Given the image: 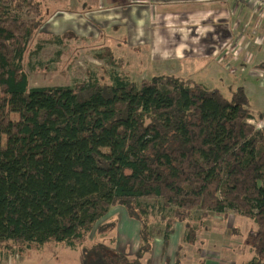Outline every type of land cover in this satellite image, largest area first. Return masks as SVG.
<instances>
[{
  "label": "trees",
  "instance_id": "obj_1",
  "mask_svg": "<svg viewBox=\"0 0 264 264\" xmlns=\"http://www.w3.org/2000/svg\"><path fill=\"white\" fill-rule=\"evenodd\" d=\"M45 20L42 0H0V262L56 242L89 243L97 264H150L154 212L166 251L193 210L237 209L257 225L247 264H264V126L250 122L245 87L227 96L191 77L119 71L101 82L91 69L87 80L30 86L25 56L55 41L29 51ZM118 205L141 223L130 256L105 230L115 219L99 222Z\"/></svg>",
  "mask_w": 264,
  "mask_h": 264
},
{
  "label": "crops",
  "instance_id": "obj_2",
  "mask_svg": "<svg viewBox=\"0 0 264 264\" xmlns=\"http://www.w3.org/2000/svg\"><path fill=\"white\" fill-rule=\"evenodd\" d=\"M42 1L46 20L40 31L53 35V44L151 45L153 62L168 61L161 68L153 64L154 75L191 77L214 63L228 74L240 72L257 78L264 93V6L259 0ZM63 25L64 30L60 28ZM163 50L168 55L156 59ZM203 80L198 82L220 89L213 87L217 85H211L210 79ZM244 83L238 87H245L248 93V80ZM248 86L255 90L256 84L249 82ZM263 114H254L251 120L264 126ZM168 247L165 251L163 246H154L157 264H173L174 258L177 263L179 250ZM253 252L251 248V256ZM250 259L238 263L247 264Z\"/></svg>",
  "mask_w": 264,
  "mask_h": 264
},
{
  "label": "rangeland",
  "instance_id": "obj_3",
  "mask_svg": "<svg viewBox=\"0 0 264 264\" xmlns=\"http://www.w3.org/2000/svg\"><path fill=\"white\" fill-rule=\"evenodd\" d=\"M44 1L46 4L51 3L49 0ZM65 27L64 25L63 28L60 26L62 30L66 29ZM60 28L57 27V29ZM52 37L54 36L49 32L39 31L32 39L29 51L35 48L40 38L48 40ZM67 41L68 39H66ZM106 47L102 44L63 46L46 43L39 54L33 55L30 53L25 56V67L29 72L30 86L68 85L74 79L87 80L90 69L98 73L101 82H108L110 73L113 71H119L132 79L140 81L145 78H151L154 75L153 64L155 68H161L162 65L168 62H153L151 45H111L109 47L113 49L112 57L105 53ZM164 48L166 49V46ZM167 53L166 50H163L161 55L156 54L155 57L159 59L157 57L167 56ZM98 54H103L104 58L99 57ZM108 59L111 60L109 61ZM157 64L160 66H157ZM191 77L201 82H204L203 79L205 78L210 79L211 85L220 87L227 96H231L232 91L238 85L248 80L246 85L251 100V109L258 116L264 113V93L256 83L258 82L257 78H251L246 73L241 74L240 72L228 74L221 71L219 66L215 68L214 63L207 69L195 71L191 74ZM249 82L256 84L255 90L248 86ZM250 122L258 128L263 126L253 120H250ZM142 201L149 203L150 207L155 202L154 199L146 198L142 199ZM192 212L193 215L189 221L190 226L187 225L188 223L185 225L184 223L176 222L171 233V243L169 245H171V249L176 248L179 250L177 254L179 264H213L210 262L211 260L215 261L214 264H239V261L247 260L254 256V252L251 256L250 250L252 248L253 251L252 244L257 225L252 218L239 213L237 209H231L228 216L209 212L206 218H201L202 210L196 209ZM150 217L152 230L157 234L154 237V246L160 248L163 246L162 233L166 222L161 220L157 212H154ZM111 219H115V228H106L105 230L111 231V236L116 235L117 241L113 245L117 250L116 252L124 253L127 256L134 254L137 251L136 248L139 247L140 219L137 215H133L125 205L111 208L99 222L106 223L105 221ZM91 238H94L93 235ZM88 245L90 244H86V246ZM179 245L180 247H178ZM86 246L83 247L81 245L74 250L63 244L50 242L41 250L33 249L17 253L18 255L16 256L11 255L9 258H5L6 263L4 262V264L99 263L100 260H97L99 259L98 253L85 252ZM171 249L169 248V250ZM153 255L154 252L151 254L150 264H157V257L154 258ZM172 255H175V253ZM94 256L97 259H94ZM146 258L147 256L143 259L146 260ZM165 261L168 262L169 260L166 259ZM173 261V264H175V258ZM105 262L107 263L106 260Z\"/></svg>",
  "mask_w": 264,
  "mask_h": 264
},
{
  "label": "built area",
  "instance_id": "obj_4",
  "mask_svg": "<svg viewBox=\"0 0 264 264\" xmlns=\"http://www.w3.org/2000/svg\"><path fill=\"white\" fill-rule=\"evenodd\" d=\"M259 1L264 6V0H259Z\"/></svg>",
  "mask_w": 264,
  "mask_h": 264
}]
</instances>
